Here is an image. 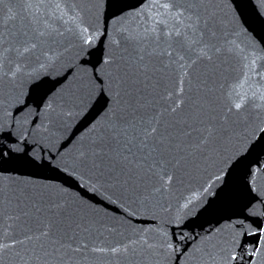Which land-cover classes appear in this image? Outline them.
<instances>
[{"label": "water", "instance_id": "obj_1", "mask_svg": "<svg viewBox=\"0 0 264 264\" xmlns=\"http://www.w3.org/2000/svg\"><path fill=\"white\" fill-rule=\"evenodd\" d=\"M0 264H264V0H0Z\"/></svg>", "mask_w": 264, "mask_h": 264}]
</instances>
